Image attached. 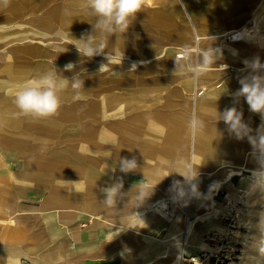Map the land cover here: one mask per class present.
Masks as SVG:
<instances>
[{"label": "crops", "instance_id": "crops-1", "mask_svg": "<svg viewBox=\"0 0 264 264\" xmlns=\"http://www.w3.org/2000/svg\"><path fill=\"white\" fill-rule=\"evenodd\" d=\"M243 1L249 3V9L244 10V5H238ZM259 2L186 0L189 15L195 23L193 21L191 28H182L178 32L174 29L177 23L171 13L161 11L163 14L157 15L155 13L160 10L155 9L144 16L137 15L126 33L114 35L115 48L107 49L123 55L121 63L119 58L114 59L103 67V72L97 73L95 62L101 61L103 56L88 59V63L84 60L86 97L81 118L93 119L96 116L98 99L106 109L121 102L124 97L146 102L143 97L148 93L159 96L176 80H183L185 85H176L173 91L185 94V89L190 90L191 76L194 78L188 67L203 64L200 53L205 50L203 43L198 42L201 38H217L212 43L222 53L219 59L237 64L243 63L242 57L260 59L261 55L250 49L252 44L240 40L225 41L222 49L220 41L222 33L248 21L264 4V0ZM173 12L175 14L176 10ZM141 18L144 24L139 22ZM178 38L182 39V45H187L193 60H188L189 55L185 60L170 56L159 58L158 53L165 52L166 55L169 51L166 44ZM228 43L229 47L226 46ZM133 64L136 68L130 71ZM245 75L207 71L195 80L196 84H202L220 76L224 78L223 87L228 90L230 83ZM95 87L97 89L93 91ZM200 95L199 92L191 102L184 99L177 102L179 112L169 113L171 104L162 101L152 106L145 105L135 113H124L123 118L110 120L105 117L103 124H85L82 127L80 152L68 146L53 148V143L58 142L57 137L51 132H44L41 123L37 125V118L0 116V138L32 153L26 155L28 165L24 171L25 180L17 177L15 180L25 185L31 182V185H35L34 189L37 185L46 189L40 205L22 202L37 206L21 208L17 203L18 196H21L19 189L13 188V201L8 202V190L0 186L3 190L0 193V213L7 221L18 224L26 222L24 228L29 230L26 232L21 227L4 225L2 237L14 241L7 249L0 250V264H18L20 255L38 264H165V258H169L175 250L182 255H190L206 246L201 237L202 226L199 228L197 225L190 234L189 244L186 247L181 245L184 240L182 226L198 216L201 217L200 222H206L212 217L217 201L209 196L207 203H198L197 196L190 194V186H185V178L178 169L189 161L190 149L193 154L191 162L198 172L201 186H204L206 177H217L230 167H258L251 165V155L247 153L249 149L254 150L249 136L256 137L258 129L251 125L252 113L232 104H200ZM231 107L242 112V122L250 129L248 136L242 139L230 133L228 125L216 116V113ZM3 110L7 113L19 112L9 96L0 107V111ZM193 114L206 124V129L195 138L191 137L188 128ZM42 150H47V153H42L46 158H42ZM124 157H134L138 167L134 172L122 176L119 160ZM113 167L118 168L112 177ZM156 169L162 171L159 180L153 178ZM117 174L123 180V187L114 205L107 206L104 202L106 198L96 200V196L106 197L102 189L111 187L117 181L114 179ZM141 179L156 184L152 194L143 202H138L137 187ZM174 181H179V187L185 191L181 199L176 198L178 188L174 186ZM196 185L198 189L200 185ZM161 199L174 203L171 215H166L164 210L158 215L155 209H151ZM211 199L214 205L210 214L201 216L212 206ZM65 213L75 217L66 220V225L58 221V216ZM137 214L143 221L132 216ZM216 224L214 221L210 223L213 227Z\"/></svg>", "mask_w": 264, "mask_h": 264}, {"label": "rangeland", "instance_id": "rangeland-1", "mask_svg": "<svg viewBox=\"0 0 264 264\" xmlns=\"http://www.w3.org/2000/svg\"><path fill=\"white\" fill-rule=\"evenodd\" d=\"M81 4L82 0H11V4L7 9H0V107H2V103L7 96L12 100L15 93L37 71L46 70L51 68L52 65L58 70H63L64 66L69 62L77 65L76 72H81V69H85L84 60L86 59L88 63V59L81 57L75 46L72 45V43H75L73 39H80L83 34L91 33L92 31L93 19L82 10ZM238 5H244V10L249 9L247 1H243L242 4ZM155 9L173 14L172 16L177 23L174 29L177 32L182 28L189 29L193 25L194 20L189 15L186 0H147L143 11L138 12L137 15L139 17L144 16ZM260 9H264V4ZM66 10L70 15H65ZM174 10H176L175 14ZM139 22L141 24L145 23L143 18ZM61 29L69 33L73 39H70L69 35H65L63 40H60L56 34ZM185 35L189 37L187 33ZM216 39L210 37L201 38L198 42L203 43V50L214 51L219 49L215 48V44L212 43V40ZM253 39L244 42L245 44H252L250 49H252V52L261 55L259 61L264 65V33L255 35ZM225 41L221 42L222 49L225 47ZM181 43H183L181 38L171 40L170 43L166 44V48L169 51L166 55L165 52L158 53L159 58L170 56L185 60L187 57H178L177 55L178 53L183 54L184 48H186L189 55L188 60H193L190 50L186 47L187 45H182ZM108 44L109 49L115 48L114 35L109 37ZM57 45H60L65 52L58 54L55 50ZM229 45L230 43L226 46L229 47ZM107 49H105V52H109ZM200 54L203 55V52ZM102 60L107 62L105 56H103L101 61H98L99 63L95 62V65L98 66L96 69L97 73L104 71V68L100 70V66L103 64ZM242 60V64H237L217 59L216 64L210 67L208 71L235 76H241L243 73L249 75L252 70L247 68L244 62H252L253 59L242 57ZM197 66L202 67L203 64H198ZM8 67L11 69L8 70ZM193 67L195 65H190L188 70L192 72ZM262 71L264 72V70ZM83 73L84 71L81 74V79H83ZM63 75L71 79L74 73L63 72ZM241 78L230 83L228 90H226L223 87V77L216 76L211 82L196 84V77L194 76L193 78L191 76L190 90L185 89V94H178L173 91L176 85H185L183 80H176L174 83H170L159 96H155L154 93H148L147 96L143 97L146 102L140 100L131 101L124 97L121 102L109 109H106L100 99H98V112L93 119L81 118L84 98L81 101L73 102L71 99L72 91L69 88L62 94L64 102L58 114L49 118H37V125L41 123L44 132H51L54 137H57L58 142L53 143V148L68 146L74 147L76 151L80 152L79 149L82 147V127L85 124L97 125L101 122L103 124L105 123V117L110 120L123 118L124 113H135L140 108H144L145 105L152 106L154 103L159 104L162 101H167L171 104V108L168 110L169 113L179 112L177 102L182 99L191 102L200 92L201 95L200 97L198 96L200 104H232L245 110L244 112L252 113L253 122L251 125H255L254 129L259 130L261 124L264 123L260 114L250 111L244 97L241 96L238 100L234 97V93L241 87L239 84V79ZM123 87L127 88L126 85ZM95 89L97 87L93 91ZM83 97H86L84 96V91ZM192 109L189 113L192 112ZM114 113L120 114L115 115ZM0 116L22 117L19 112L7 113L6 110L0 111ZM35 131L38 132V130ZM191 152L192 150L190 149L189 158L192 161L193 154ZM42 153H47V150H42ZM247 153L251 155V165H257V168L264 170V166L260 162L261 159H264V154L255 152L252 149L247 150ZM26 155H32V153L29 150L21 149L12 141L6 143L0 138V186H3L4 190H8L7 201H13L12 191H15L13 188H18L21 196L17 198V203L21 208H33L37 205L23 203H41V198L44 197L46 189L39 185L34 189L33 186L35 185H31V182L26 184L29 186H26L23 184L24 182L15 180L16 177L25 180L24 171L28 165ZM41 156L46 158L43 154ZM117 168H112V177ZM251 173V170L244 169H240V173L229 177L225 172L220 173L217 177H206L203 181L204 186H201L202 182L198 176L196 180L192 181V183L200 185L197 189L199 193L197 196L198 203H207L206 200L209 196H212L217 201L213 208V215L208 219L209 221L196 222L199 228H201L200 226H202V229L204 228L201 232V237L206 246L200 247L195 251L196 253L199 251L215 253V259H218L217 264H264V184L254 182ZM124 175L123 173L122 176ZM118 178H120L118 174L114 176V179ZM259 179L264 182V178ZM141 182H145V180L141 179ZM214 183L218 185V188L209 195L210 186ZM187 185L189 184L185 181V186ZM2 192L3 190L0 189L1 194ZM100 197L106 198L104 196H96V200L100 199ZM166 206L165 214L171 215L172 210L175 208L174 203L168 202ZM156 208H159V206L151 207L153 210ZM22 213L25 215V211ZM70 219H75V217L66 213L58 216L59 223L64 225H66L65 221ZM212 221L220 223L223 229L211 226L210 223ZM4 225L24 228L27 223L18 224V222L7 221L5 216L0 213V250L7 249L10 243L14 241L2 237L1 230H3ZM24 229L29 232L26 228ZM71 249H73L72 246ZM71 249L69 248V250ZM25 257L27 256L20 255L17 258L18 264H38L34 261H27ZM213 258L210 257L211 260Z\"/></svg>", "mask_w": 264, "mask_h": 264}, {"label": "clouds", "instance_id": "clouds-1", "mask_svg": "<svg viewBox=\"0 0 264 264\" xmlns=\"http://www.w3.org/2000/svg\"><path fill=\"white\" fill-rule=\"evenodd\" d=\"M146 3L147 0H82V10L93 19L91 33L83 34L80 39H73L69 33L61 29L56 35L60 40H63L65 35H69V38L75 41L72 45L75 46L81 57L90 60L96 56H105L108 63L101 64L100 70L110 64L114 59L119 58L121 63L123 55L119 56V54L105 52V49L109 46V37L126 33L137 13L143 11ZM10 4L11 0H0V9H7ZM65 15H70V13L66 10ZM241 38H244V30L233 37V39ZM55 50L58 54L65 52L60 45H57ZM183 55L185 57L188 56V50L186 48ZM221 57L222 53L220 49H215L214 51L205 50L203 52V66L192 68V73L196 77V80L204 75L210 67L214 66L215 61ZM244 63L252 71L246 77L239 79L241 87L234 93V97L237 100L241 96L244 97L249 105L250 111L260 114L262 121H264V75L259 74L261 70H264V65L260 63L258 57L252 62L245 61ZM76 67L77 65L75 63L69 62L64 66L63 70H58L52 65L51 68L37 71L15 93L13 103L18 109L19 114L32 118H49L57 115L64 102L62 94L69 88L72 91V101H81L84 98V80L81 79V74L84 70L81 69V72H76ZM135 68L136 65L133 64L130 71H134ZM63 72H73L74 75L69 79L63 75ZM114 74L118 75L117 73ZM242 115V112L237 111L235 107L226 108L222 113H216L217 118L228 125L229 132L235 133L238 139L248 136L250 132L248 126L242 122ZM188 128L191 137L195 138L206 129V124L199 116L193 114L188 121ZM249 142L252 143L255 152L264 154V123L261 124L256 137L249 136ZM260 162L264 166V159H261ZM137 167V161L134 157L132 159L124 157L119 160V170L122 173L134 172ZM178 171L189 184L190 194L198 196L197 185L192 183V181L196 180L198 172L191 162V159L189 158V161L185 162ZM161 172L160 169H156L153 173V178L161 179ZM251 177L254 182L264 184L259 179L264 178V172L254 170L251 173ZM155 184L151 182L140 183V186L137 187L138 202H143L152 194ZM173 184L178 188V196L176 198H183L185 191L179 187L180 182L174 181ZM122 187L123 180L122 178H118L111 187L102 189L106 196L104 202L107 206L114 205L115 198ZM217 188V184H212L209 195L217 190ZM132 216H136L139 220L143 221L138 214Z\"/></svg>", "mask_w": 264, "mask_h": 264}, {"label": "bare ground", "instance_id": "bare-ground-1", "mask_svg": "<svg viewBox=\"0 0 264 264\" xmlns=\"http://www.w3.org/2000/svg\"><path fill=\"white\" fill-rule=\"evenodd\" d=\"M223 4V3H222ZM157 15H162L163 13L161 11H159L158 13H155ZM169 17V15H168ZM170 18V17H169ZM87 28V27H86ZM85 28V29H86ZM148 30V29H147ZM242 30H244V38L241 39H233V37L237 34L240 33ZM264 33V9H259L258 11H256L251 17L248 18V21L244 22L243 24H241L238 27H234L228 31H225L224 33H222L221 39L220 41H249V40H254L253 37L257 34H263ZM55 36V35H54ZM225 36V37H223ZM261 36V35H260ZM53 38V37H52ZM57 38V37H56ZM161 42V41H160ZM220 46V45H219ZM218 46V47H219ZM180 56H184L182 53L178 55V57ZM188 58V56H187ZM11 68L8 67V70H10ZM260 73H264L262 70ZM261 74V75H262ZM3 75V74H2ZM240 169H244V170H251L252 172L255 171H259V172H264V170H260V168H257L255 166H249V165H241V166H237V167H230L226 170V175L232 176L234 174L240 173ZM17 193V192H16ZM18 195V194H17ZM19 197V196H18ZM209 198V197H208ZM167 201L164 199H161L160 201H157V203L154 205L155 206H159V208L155 209L156 214L158 213H162V208L163 210H165V208H167ZM210 205H212L209 209V211H206L205 213H203L201 216H207L210 214L213 205H214V200L211 199V203ZM161 208V209H160ZM122 210V209H121ZM112 211V210H111ZM110 211V212H111ZM113 212V211H112ZM121 212V211H120ZM119 212V213H120ZM104 214V213H103ZM76 215V214H75ZM86 215V214H85ZM106 215V214H105ZM160 215V214H158ZM185 215V214H184ZM107 216V215H106ZM104 217V216H103ZM201 217H196V219L194 221H189V224H183L182 226V234L184 237V240H182L181 245L184 244L185 247L189 244V237L190 234L192 233L193 228L196 226V222H200ZM216 228H220L221 230L223 229L222 225L220 223L216 224ZM203 230V229H202ZM201 230V231H202ZM182 236V235H181ZM199 237V236H198ZM181 251V250H180ZM182 253L178 252V251H174V253L169 257V258H165L164 263L165 264H178V260L181 259ZM166 257V256H165ZM180 262V261H179ZM180 264V263H179ZM230 264V263H229Z\"/></svg>", "mask_w": 264, "mask_h": 264}, {"label": "built area", "instance_id": "built-area-1", "mask_svg": "<svg viewBox=\"0 0 264 264\" xmlns=\"http://www.w3.org/2000/svg\"><path fill=\"white\" fill-rule=\"evenodd\" d=\"M216 254L211 251H199L190 255H182L180 264H217ZM210 257H214L212 260Z\"/></svg>", "mask_w": 264, "mask_h": 264}]
</instances>
